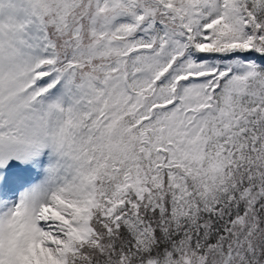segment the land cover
<instances>
[{"label":"snow or ice","instance_id":"obj_1","mask_svg":"<svg viewBox=\"0 0 264 264\" xmlns=\"http://www.w3.org/2000/svg\"><path fill=\"white\" fill-rule=\"evenodd\" d=\"M0 264H264V0H0Z\"/></svg>","mask_w":264,"mask_h":264}]
</instances>
